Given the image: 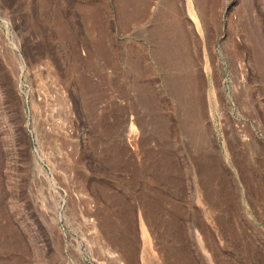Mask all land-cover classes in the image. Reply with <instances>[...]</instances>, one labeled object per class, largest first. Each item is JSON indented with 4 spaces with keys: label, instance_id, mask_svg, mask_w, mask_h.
Instances as JSON below:
<instances>
[{
    "label": "rangeland",
    "instance_id": "1",
    "mask_svg": "<svg viewBox=\"0 0 264 264\" xmlns=\"http://www.w3.org/2000/svg\"><path fill=\"white\" fill-rule=\"evenodd\" d=\"M0 264H264V0H0Z\"/></svg>",
    "mask_w": 264,
    "mask_h": 264
}]
</instances>
